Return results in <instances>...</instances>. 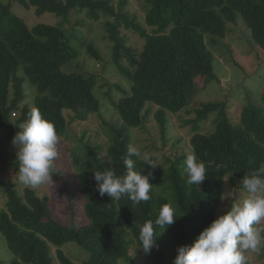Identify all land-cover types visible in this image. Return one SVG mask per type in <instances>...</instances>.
<instances>
[{
  "label": "trees",
  "instance_id": "obj_1",
  "mask_svg": "<svg viewBox=\"0 0 264 264\" xmlns=\"http://www.w3.org/2000/svg\"><path fill=\"white\" fill-rule=\"evenodd\" d=\"M16 1L26 8H35L39 16L49 13L62 18V22L29 27L13 12L11 3L4 5L0 1V134L4 136H0L1 174L10 165L15 171L19 168L18 162L11 159L9 144L31 112L24 104L27 86L35 89L34 108L54 123L60 137L69 129V112L80 123L88 122L100 112V101L94 94L97 77L65 72L78 58L65 28L74 12L86 10L94 19L102 12L113 19L106 23V30L114 43L116 62L122 51H128L120 37L121 25L135 28L144 43L138 58L131 57V69L118 62L130 89L116 86L122 97L113 100V104L124 126L110 128L107 160L94 157L93 150L82 144L79 151L87 148L89 155L83 163L76 155L74 165L80 171L66 183L70 198L78 202L77 209H83L84 222L71 219L72 225L66 226L54 217L48 197L40 198L32 188L20 194L15 184L0 180L7 198L5 208L0 211V236L10 255L9 264H57L53 247L57 249L59 264H78L62 250L69 243H75L87 254L83 264H136L132 252H139L150 264H173L166 233L172 235L177 249L192 245L216 219L226 180L237 187L244 175L264 166V110L247 105L240 113V122L233 124L226 104L207 103L197 111L195 119L188 121L194 130L192 153L207 167L201 186L187 184L182 167L186 156L169 168L164 180L169 187L161 193L153 183L150 166L134 158L137 170H145L154 186L151 198L140 204L127 197L119 201L107 194L101 197L96 190L94 171L112 168L117 175L123 174L126 170L123 157L127 145L133 144L130 129L143 128L153 107L157 110L156 121L164 128L169 115L189 106L198 78L204 77L206 85L217 79L211 48L227 38L230 26L238 25L239 19L250 32L248 44L252 50L254 46L264 50V0H147L146 28L136 26L135 21L111 6L110 0ZM88 51L102 61L92 45ZM214 112L218 113L214 131L199 132L201 121ZM18 113L19 117L13 118ZM165 203L175 208L176 222L169 228L156 229L158 247L145 254L140 249L139 226L147 220L155 221Z\"/></svg>",
  "mask_w": 264,
  "mask_h": 264
},
{
  "label": "rangeland",
  "instance_id": "obj_2",
  "mask_svg": "<svg viewBox=\"0 0 264 264\" xmlns=\"http://www.w3.org/2000/svg\"><path fill=\"white\" fill-rule=\"evenodd\" d=\"M0 1L4 5L11 3L13 12L23 18L29 27L38 24L55 26L62 22V18L49 13L39 16L35 8H26L16 0ZM110 2L111 6L120 10L131 21H135L136 26L146 28L144 18L148 8L147 0H110ZM77 22L82 23L83 26L78 25ZM108 22H113V19L104 13L99 12L94 19L89 17L88 12L84 10L74 12L70 16V22L65 25L70 43L78 52L77 60L66 67L65 72H76L86 77L90 74L96 76L94 94L100 101V112L93 114L86 123L74 121L75 116L70 112L68 113L71 122L66 134L59 136V156L54 164L53 182L32 188L40 198L48 197L50 199L54 217L66 226L72 225L71 219L77 223L84 222L82 207L77 209L78 202L76 199L73 201L70 198L71 193L66 187L68 180L80 171L74 165L76 157L78 156L77 159L83 163L84 157L89 155V150H93L94 157L107 160L106 151L110 143V128L112 126H124L113 104V100L118 101L122 97V93L117 90L116 86L119 85L126 90L130 89L127 78L118 69V62L122 67L127 66L128 69H131L129 68L132 64L131 59L138 58L144 43L135 28H126L121 25L120 37L128 51H122L118 56V62H116L112 50L114 43L106 30V23ZM230 27L232 30L227 38L219 41L217 45L211 48L214 52V72L217 79L206 85L204 77L198 78L195 94L189 106L178 114L169 115L167 125L164 128L156 121L154 115L157 110L153 107V111L143 128L130 129L131 142L141 152L140 159L143 160L144 154H149L157 165L154 168L149 166L152 171L153 183L159 193L169 187L168 184L164 183L169 168L193 152L190 143L194 130L193 125L188 121L196 118L197 111L202 110L203 105L207 103L226 104V111L233 124L240 122V113L243 107L247 105H253L264 110V50L254 46L253 41L251 43L254 46L252 50L248 44L250 32L242 19H239L238 25ZM80 41L82 42L80 43ZM90 45L101 55L102 61H97L89 53L88 46ZM29 86L31 85L29 84ZM33 89L27 86L28 98L24 103L31 109L34 108L35 89ZM187 111L191 114H188ZM67 112L65 111V113ZM217 114V112L210 113L205 121H201L198 131L205 134L212 133L216 125ZM18 117L19 113L13 118ZM0 136L4 138L3 134ZM84 143L89 146V150L84 148V152L81 153L79 147ZM9 151L12 161L18 162L16 149L12 144H9ZM182 167L185 165L182 164ZM17 172L15 167L10 165L4 174L0 173V180L15 184L20 194H23L24 190L30 187L19 182ZM167 194L170 195L169 192ZM247 196L248 192L242 181H238V186L235 187L227 179L224 198L218 208L216 219L225 214L231 204L238 203ZM6 202L7 198L0 188V211L5 208ZM81 204L82 202H80ZM73 213L75 214L73 215ZM258 227L264 228V221ZM166 237L174 261L177 255V243L171 234L166 233ZM62 250L75 263L83 264L86 261L87 254L75 243L65 245ZM56 251L57 249L53 247L52 255L55 262L59 264ZM138 253L132 252L131 254L136 257V264H150L144 256ZM244 255L247 264H264V243H262L259 252L246 250ZM9 256L5 242L0 236V264H9ZM122 264L129 263L123 262Z\"/></svg>",
  "mask_w": 264,
  "mask_h": 264
},
{
  "label": "clouds",
  "instance_id": "obj_3",
  "mask_svg": "<svg viewBox=\"0 0 264 264\" xmlns=\"http://www.w3.org/2000/svg\"><path fill=\"white\" fill-rule=\"evenodd\" d=\"M12 145L16 149L19 164L17 178L30 188H38L53 182L54 164L59 156V136L50 122L37 108H32L29 118L21 124ZM141 152L134 144H128L123 157L125 172L117 175L112 168L94 171L96 190L101 197L107 194L112 200L127 197L134 204L148 201L154 187L145 170L138 171L136 159ZM144 166H157L149 154L143 155ZM187 184L200 185L206 180V163L195 153L184 160ZM242 184L248 196L234 203L220 215L190 246H180L173 264H247L244 252H259L264 243V166L244 175ZM176 210L171 203L161 205L155 221L147 220L139 226L138 239L145 254L158 247L156 229L168 228L176 222Z\"/></svg>",
  "mask_w": 264,
  "mask_h": 264
}]
</instances>
